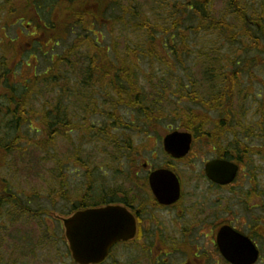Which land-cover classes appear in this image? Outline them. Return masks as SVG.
<instances>
[{
    "label": "trees",
    "instance_id": "1",
    "mask_svg": "<svg viewBox=\"0 0 264 264\" xmlns=\"http://www.w3.org/2000/svg\"><path fill=\"white\" fill-rule=\"evenodd\" d=\"M41 1L0 0V47L4 52L0 56V91L6 93L3 96L0 93L1 217L13 220L35 214L38 218V212L31 206L36 203L35 197L14 191L2 172L9 157L18 167L22 166L14 169L16 173L29 179L32 175L26 174V169L34 167L32 174L40 176L47 159L42 155L47 144L50 146L61 132L74 130L76 123L69 116L70 100L76 97L80 100L90 97L93 101L98 94L99 101L105 95L100 102L105 111L99 112L96 103L84 108L94 117L112 120L110 125L98 126L100 134L95 136H101L106 146L116 151L115 155H137L132 135H155L159 132L156 125L161 124L193 132L197 140L213 144L215 155L222 156V139L227 136L223 150L226 157L251 153L264 159V87H254L256 72L264 68V11L248 16L245 0H47L51 10L46 12ZM217 1L225 4L228 16H216L213 7ZM261 3L264 5V0ZM19 25L35 31L29 33L34 37L35 49L48 48L47 52L52 54L51 66L42 72H37V58L34 76L30 75L20 89L10 82V76L17 75L18 59L23 57L18 52L17 37H13ZM102 26L114 29L108 44ZM75 31L73 42L54 60L56 48ZM202 33L219 35L227 43L226 55L221 53L222 47L211 50L215 52V67L208 69L204 63L197 64L206 79L214 77L212 73L221 67V74L217 75L222 80L213 92L202 89L205 79L202 83L200 79L189 78L191 61L194 65L196 58L200 62L208 56L206 51L199 52L196 58L193 55V36ZM225 58L226 65L233 64L231 69L224 70V64H220ZM61 66L66 70L56 76L55 71H61ZM141 78L149 89L142 86ZM53 84L57 88L50 100L54 110L47 108L46 101L41 103L44 92ZM244 86V95L263 98L259 103V119L245 121L248 114L242 111V104L235 103ZM36 102L41 107H36ZM126 109L137 113L134 121L121 118ZM138 122L144 125L135 124ZM42 132L46 136L38 140ZM29 133L32 137L23 135ZM12 134L17 136L11 138ZM89 191L90 184L78 204L89 205ZM58 197L69 203L65 189ZM78 204L71 206L70 213ZM4 228L7 224L0 226ZM51 230L48 223L41 231L43 238L49 240ZM23 246L22 255L28 256L34 250L28 244Z\"/></svg>",
    "mask_w": 264,
    "mask_h": 264
},
{
    "label": "rangeland",
    "instance_id": "2",
    "mask_svg": "<svg viewBox=\"0 0 264 264\" xmlns=\"http://www.w3.org/2000/svg\"><path fill=\"white\" fill-rule=\"evenodd\" d=\"M46 1L47 0H42L40 3L41 5L43 4L44 10L48 12L51 8L49 6V2ZM245 2H247L246 6L249 10V15H247L250 17L254 16L255 13L260 14L264 11V5L261 3V0H245ZM213 11L218 18L228 16L227 8L223 2L217 1L213 7ZM229 19L233 22L232 18L229 17ZM13 21L14 19H11V22ZM17 28L18 29L14 32L13 37H17L18 52L23 54V57L18 59L19 64L16 68L17 75L10 76V82L12 85H15V87L20 89L24 86V82L29 80L30 75L34 76L35 70L33 66L36 64L37 58V72H42L47 67L51 66L52 54L47 52L48 48L39 50L33 47L34 37H30L29 35V33L35 32L33 29L22 28L20 25L17 26ZM102 28L105 33V43L108 44V37L109 39H112L114 29L104 26H102ZM77 31H75V34L68 36L67 40L56 48L57 54L55 53L56 56L54 57V60H57L60 57L62 50L66 48L68 44L73 42V38L77 35ZM223 39V37L213 34L206 35L202 33L198 36H193V43L191 46H193V55L195 58L199 52L205 51L208 52V56L201 59L200 62L197 60L198 58H196L194 65L192 64L193 60L191 59L192 61L190 63L191 67L189 72L192 75H189V78H197V80L200 79L202 83L205 79L206 81L203 83L202 87L204 90L211 89L212 92L217 91V87L220 86V82L222 80V76L217 74H221L222 69L221 67L219 70L217 68V70L212 73L214 77L206 79L205 75L200 74L202 71L198 69L197 64L204 63V66L208 67V69L215 67L217 63L214 60L215 52H211V50L214 47H222L221 53L226 55L227 43L225 44ZM3 55L4 52L0 47V56ZM31 56L32 59H29ZM220 64H224V70L226 67L231 69V66L233 65H226V58L224 59V62ZM65 70L66 69L61 66V71H55L56 76H60ZM256 73L257 78H254L256 81L254 87H264V68L258 70ZM60 80L61 79H59V81ZM60 83L63 84V82ZM70 83H74V81ZM141 84L144 88L149 89V86L142 78ZM56 85L53 84L52 87L46 89L41 101V103L46 101L45 103L47 108L52 110H54V108L50 100L51 96L53 97L54 95V89L59 88L58 85L56 88ZM255 90L259 91L261 89L255 88ZM245 92L246 86L243 87L242 95L235 100V103L243 105L242 111H245L246 114H248L244 118L245 121L251 120L252 118H255V120L259 119L257 116L259 112V103L263 98H257L258 95L254 94V96H246L244 95ZM0 93L2 96L6 94L4 91H0ZM2 96L0 97V100H2ZM104 98L105 95L100 96L98 101V94H96V98L93 99V101L90 97H88V99L83 98L81 100L79 97H76L75 100H70L72 105L70 108L71 116H69V120H72L73 116V122L76 123V125L74 130L68 129L61 132V134L58 135L56 140L50 146L47 144L42 153V155L46 156L47 159L40 172V176L35 177L32 174L34 167L26 169V174L30 173L32 178L27 179L20 172L16 173L14 169L16 170L19 164L11 161L10 158L7 157L5 165L6 168L2 172L3 176H5L12 183L14 191L18 193L25 192L35 197L36 203L35 205L31 204V206H33V209L38 212L36 213L38 218L34 213V215L16 217L13 220L6 218V216H0V226L7 224V228L0 229V242H2L0 243V264H12L13 262H15V264H73V258L65 238V229L61 218L69 216L68 214L71 211V206L80 202L79 199L83 196L89 184L90 187H92V190H97V192L99 190L114 191L116 187L119 186L120 178L122 177L123 159L120 158L117 160L116 157L119 158L123 153L115 155L113 152L116 151H112L113 148L111 146L107 147L105 144L106 141H103L101 136H99L100 138L95 136V134H100L98 126L110 125L112 120L109 118V120H107V118H104L103 116L94 117L84 108L86 107V104L89 105L91 103L92 105L93 103H96L99 106V112L102 110L105 111L104 107H101L103 105L100 103L104 101ZM52 100H54V98ZM41 103L36 102V107H41ZM169 113L166 112V115L170 117L171 113ZM136 114V112L126 109L121 112L120 116L122 119L124 118V121L128 122L134 121L137 118ZM38 122L39 121L36 123ZM140 123L141 122L135 124L138 125ZM93 125H97V127H92ZM142 125L144 124L141 123L140 126ZM156 128L159 132L157 134L154 133L155 135L151 134L148 137L143 134H134L132 135V138L133 144L139 149V154H141L144 158L151 159L153 163L157 164L158 162L161 163L163 160L161 139L170 128L168 129L166 126L161 124H157ZM179 129L183 130L182 128ZM16 134H12L11 138L16 137ZM23 135L32 137V133ZM45 136L46 133H43V136L39 135L37 136V139L40 140ZM8 137H6V140ZM257 147L256 149H258ZM124 151L125 149H123V152ZM212 151L213 149L211 147L207 145L202 146L198 143L194 146L191 154L204 155L206 152ZM153 152L154 154H157L158 158L156 161L152 159ZM191 160L193 159L191 158ZM257 164L262 167L264 165V161L261 162L259 160L257 161ZM199 165L201 166L200 163ZM21 167L22 166L20 165L18 168L21 169ZM197 168L200 169V167ZM182 169L187 170L183 167ZM88 174L91 175L90 180L88 179ZM39 177L40 179H38ZM62 188L66 190L67 196L70 198L69 203L64 202L60 197H58ZM34 194H37V196ZM92 195L98 194L93 193ZM39 211L42 214H39ZM48 223L52 229V236L49 240L43 238L41 233ZM10 235L12 236L9 237ZM19 236L22 237L18 239ZM27 244L34 247V250L32 249L30 253L28 252V256L22 255L20 253L22 246ZM260 244L264 248V243L260 242ZM121 250L122 248H118L117 253L104 264H120L121 259H119V253ZM261 264H264V262Z\"/></svg>",
    "mask_w": 264,
    "mask_h": 264
},
{
    "label": "flooded vegetation",
    "instance_id": "3",
    "mask_svg": "<svg viewBox=\"0 0 264 264\" xmlns=\"http://www.w3.org/2000/svg\"><path fill=\"white\" fill-rule=\"evenodd\" d=\"M161 144V163L144 158L139 150L136 156L124 155L119 186L114 191L98 192L90 187L89 205L78 204L75 209L120 206L125 221L135 223V235L115 244L100 264L108 262L118 248H122L120 264L264 262L260 244L264 243V170L251 164L250 153L229 158L222 147V156L192 155V144L188 155L177 158L166 152L164 139ZM157 158L153 152L152 159ZM216 159H227L237 167L235 173L227 175L233 176L231 181L223 183L209 177L206 165ZM158 169L175 173L180 188L177 184L176 188H167L174 183L166 178L168 172L162 179H155L158 188L152 186L151 175ZM220 242L243 258H250L256 249L259 258L254 263H236L224 254Z\"/></svg>",
    "mask_w": 264,
    "mask_h": 264
},
{
    "label": "water",
    "instance_id": "4",
    "mask_svg": "<svg viewBox=\"0 0 264 264\" xmlns=\"http://www.w3.org/2000/svg\"><path fill=\"white\" fill-rule=\"evenodd\" d=\"M192 135L184 132L175 131L166 136L165 146L168 152L175 156H184L190 150ZM206 171L210 178L215 181L227 183L232 177H227L228 173H235L237 167L223 160H215L207 164ZM163 172L158 170L151 175V185L155 188V179H162ZM225 174V175H224ZM168 180L174 183L167 188H180L179 181L175 174L168 172ZM176 182V183H175ZM95 211V210H94ZM80 211L73 216L64 219L66 237L70 244L75 261L79 264H92L103 261L112 246L121 239L131 237L135 232V225L127 224L124 214L118 208L108 207L96 210ZM126 225V226H125ZM224 254L236 263H254L259 256L258 251L253 250L250 258H243L236 255L234 249H226L220 242Z\"/></svg>",
    "mask_w": 264,
    "mask_h": 264
}]
</instances>
